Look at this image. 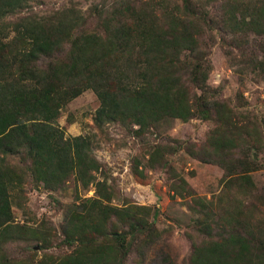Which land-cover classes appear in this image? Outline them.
Returning <instances> with one entry per match:
<instances>
[{
	"label": "trees",
	"instance_id": "16d2710c",
	"mask_svg": "<svg viewBox=\"0 0 264 264\" xmlns=\"http://www.w3.org/2000/svg\"><path fill=\"white\" fill-rule=\"evenodd\" d=\"M31 1L0 0V264H128L132 252L160 237L158 210L114 203L91 137L67 136L60 124L63 109L88 90L100 101L93 117L100 130L118 123L144 138L174 120L216 123L188 152L224 168L221 192L196 195L185 178L177 185L189 191L197 214L189 264H264V186L253 179L259 166L250 154L262 138L209 85L213 67L203 44L215 3L226 30L264 35V0H114L94 9L93 28L75 0L48 15L23 14ZM11 15L19 17L6 20ZM255 61L264 73V46ZM181 147L158 142L147 165L166 166ZM135 162V173L145 172ZM72 176L95 186L65 216L61 236L72 251L40 260L10 256L16 240L48 249L60 236L45 222H16L25 186L53 192Z\"/></svg>",
	"mask_w": 264,
	"mask_h": 264
},
{
	"label": "rangeland",
	"instance_id": "374dc122",
	"mask_svg": "<svg viewBox=\"0 0 264 264\" xmlns=\"http://www.w3.org/2000/svg\"><path fill=\"white\" fill-rule=\"evenodd\" d=\"M114 0H75L87 18L86 26L97 24L94 9ZM175 6L179 0H168ZM72 0H33L23 14L37 13L48 15L70 6ZM207 17L209 26L205 27L203 44L212 62L209 85L216 89L238 112V117L250 127H256L262 140L250 154L257 161L259 169L252 173L260 187L264 186V73L255 66L256 58L261 55L264 35L233 33L225 29L224 17L218 3L210 5ZM19 15H11L12 21ZM214 92V93H215ZM218 95L217 93H215ZM100 101L97 95L88 90L71 101L62 112L60 124L66 129L67 136L89 135L93 141L94 153L103 164L109 183L116 190L114 203H134L148 205L158 210L155 223L161 232L154 242L145 246L142 253L132 252L128 264H189L193 253L195 219L193 198L189 191L177 187L185 178L196 195L211 198L222 190L221 179L224 168L217 163L204 162L189 154L190 148H198L209 132L216 126L212 120L194 118L188 122L174 120L164 125L160 132L147 134L144 138L134 136L120 124L112 123L100 130L93 117ZM238 120V118H237ZM175 141V142H174ZM160 142L183 145L179 151L168 154V164L156 169L147 165V153ZM248 152L244 147L240 154ZM135 159L140 160L137 174ZM100 173H98V176ZM102 176V175H101ZM15 191V190H14ZM22 201L24 208L15 204L16 222L26 227L53 226L60 235L52 247L41 248V243L32 240H16L10 244L12 257L18 259L36 254L40 260L46 255L58 257L72 248L62 241L61 229L68 211L82 196H93V184L86 189L74 176L58 190L48 191L34 183L25 186ZM195 234V236H194ZM28 235V234H27Z\"/></svg>",
	"mask_w": 264,
	"mask_h": 264
}]
</instances>
